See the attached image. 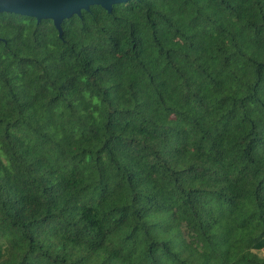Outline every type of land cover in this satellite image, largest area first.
<instances>
[{"label":"trees","instance_id":"trees-1","mask_svg":"<svg viewBox=\"0 0 264 264\" xmlns=\"http://www.w3.org/2000/svg\"><path fill=\"white\" fill-rule=\"evenodd\" d=\"M0 11V264H264V0Z\"/></svg>","mask_w":264,"mask_h":264},{"label":"water","instance_id":"water-1","mask_svg":"<svg viewBox=\"0 0 264 264\" xmlns=\"http://www.w3.org/2000/svg\"><path fill=\"white\" fill-rule=\"evenodd\" d=\"M129 0H0L1 12H13L33 16L41 21L52 19L59 34L63 36V21L73 15H81L83 10H90L92 5H101L109 12L114 4Z\"/></svg>","mask_w":264,"mask_h":264},{"label":"rangeland","instance_id":"rangeland-1","mask_svg":"<svg viewBox=\"0 0 264 264\" xmlns=\"http://www.w3.org/2000/svg\"><path fill=\"white\" fill-rule=\"evenodd\" d=\"M260 254H261L262 256H264V249H263L262 251H260Z\"/></svg>","mask_w":264,"mask_h":264}]
</instances>
